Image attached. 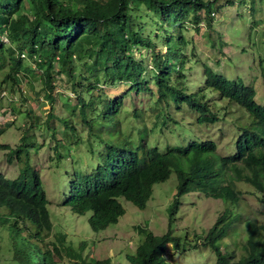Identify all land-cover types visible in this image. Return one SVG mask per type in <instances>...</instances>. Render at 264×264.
<instances>
[{"label": "trees", "instance_id": "obj_1", "mask_svg": "<svg viewBox=\"0 0 264 264\" xmlns=\"http://www.w3.org/2000/svg\"><path fill=\"white\" fill-rule=\"evenodd\" d=\"M211 2L217 0H0V71L4 70L1 81L9 82L17 95L25 96L21 93V77L31 72L32 66L38 69L40 89L29 86L34 94L43 93L50 102L45 118L54 117L52 103L56 89L75 94L76 102L63 94L70 101L69 114L64 117L55 114L57 122L64 123L63 132L78 133V125L84 132L82 138L94 135L100 142L92 155L98 157L97 165L90 171L71 174L65 205L78 214L90 210L89 226L98 231L116 223L125 212L120 197L144 208L153 184L175 173V193L167 206V230L156 234L148 226L139 225L143 238L133 251L125 253L127 264H176L167 255L180 248L183 241L171 230L182 194L199 190L237 208L243 192L236 183L244 181L264 195V104L257 101L255 86L242 78H229L205 62L201 64L202 83L191 89L187 80L192 66L182 57L180 46L185 43L182 29L189 25L197 27L201 21L210 27L216 16ZM250 2L252 11H256V0ZM258 9L264 11V7ZM160 28L166 46L162 53L155 50ZM3 32L6 42L1 38ZM142 47L150 49L153 89L145 77L148 63L135 53ZM80 65L85 70L78 69ZM118 81L128 83V89L135 93L149 91L163 122L167 119L177 122L170 107L191 110L192 120L200 123L218 120L213 108L218 100L209 99L208 90L212 91L210 94L217 93L220 102L225 100L224 106L243 107L252 120L237 124L235 151L229 154L217 152V144L210 138L172 143L164 149L135 145L119 126L122 95L100 105L87 100L97 85ZM17 95L10 100H17ZM76 106L82 119L79 123L73 117ZM26 113L31 120L24 123L19 142L15 146L0 143L6 160L19 162L15 177L0 172V208L4 207L0 212V229L8 231L13 261L57 264L62 249L68 248L77 264H118L110 256H82L84 243L76 251L66 242L62 231H55V239L45 250L30 242L31 237L42 241L52 223L43 181L30 161L29 138L33 135L30 131L37 121L34 115ZM47 126L52 133L57 130L56 123ZM73 136L74 142L81 141V136ZM58 147L59 140L54 145L55 149ZM233 210L229 206L223 209L204 232L194 231L190 235L188 232L191 237L185 238L184 244L197 246L199 241L209 246L215 253L216 264H264V222ZM237 220L243 221L245 229L238 253L226 241L228 232L237 230L234 227ZM28 223L34 226L33 230ZM1 245L0 233V257Z\"/></svg>", "mask_w": 264, "mask_h": 264}, {"label": "rangeland", "instance_id": "obj_2", "mask_svg": "<svg viewBox=\"0 0 264 264\" xmlns=\"http://www.w3.org/2000/svg\"><path fill=\"white\" fill-rule=\"evenodd\" d=\"M261 7H264V0H256V11H252L250 0H217L216 3L211 2V8L216 10V16L210 27L201 21L197 27L189 25L182 29L185 43L180 48L182 57L192 66L187 73L191 89H195L202 83L201 64L205 62L229 78H242L244 82L253 84L256 88L257 101L264 104V11L258 9ZM254 22L259 24L254 26ZM161 34L160 28L158 36L160 39L156 41L155 47L158 53L166 50ZM1 38L7 41L5 32ZM135 53L141 60L148 63L145 77L150 87L155 88L150 68V49L142 47ZM24 62L28 63L26 57ZM32 68L28 75L21 77L23 83L21 93L25 96L17 95V90L11 88L9 82H2L4 70L0 71V129H3L0 131V143L15 146L19 142L24 123L31 120L27 111L30 115H34L37 121L30 131L33 134L29 138L32 142L29 147L30 161L43 181L49 200L47 208L52 229L44 234L42 241H36L31 237L30 242H35L41 250H45L50 248L49 242L55 239V231H62L66 234V242L76 251H79V245L84 243L82 256L86 258L110 256L118 264H127L125 253L133 251L143 238V234L138 230L139 225L148 226L156 234L167 230V206L175 193V173L172 172L167 179L153 184L152 194L144 208H139L131 201L120 197L119 200L125 209L123 215L116 223H111L104 229L92 230L88 223L91 211L87 210L83 214L75 213L63 201L69 191L71 174L74 171H90L97 165L99 159L92 155L100 142L94 135L82 138L84 132L78 125V133L72 134L81 136V141L74 142V136L70 132H63L64 123L57 122L56 115L64 117L69 114L70 101L63 94L69 95V99L76 102L75 94L70 95L67 91L56 89L55 100L52 103L54 117L50 120L45 118L50 102L43 93L34 94L29 86L31 84L33 89L37 90L42 84L38 69L35 70L33 66ZM78 69L85 70L83 65H80ZM211 92L207 91V97L218 100L213 108L216 109L219 119L215 122L201 123L196 119L192 120L191 110L185 107L177 109L174 106V109L170 107L169 110L177 122L169 119L163 122L161 112L157 113L154 108L153 95L149 91L135 93L128 89L126 82L118 81L107 85L101 83L87 95V100L90 99L89 101L95 104L99 102L100 105L116 95H122L123 104L118 112L119 126L135 145L142 143L164 149L172 143L210 138L216 142L217 152L220 154L233 153L238 133L237 124H243L244 121H248L249 118L252 120V118L241 106H224L226 101L220 102L215 95L217 93L210 94ZM14 94L18 99L10 100ZM75 113L74 119L78 123L82 122L78 106L75 107ZM178 120H182V123ZM191 120L192 123H190ZM49 123L57 124V130L54 133L47 126ZM57 140H59V147L55 149ZM0 172L10 178L15 177L19 172V162L16 159L7 161L5 149H0ZM236 185L243 192L237 208L229 201L205 196L199 190H192L180 196V205L171 223V230L183 241L180 248L173 249L172 254L167 255L168 259L176 264H216L215 253L209 246H203L199 241L197 246H191L184 244V240L190 239L191 236H187L188 232L190 235L194 231L207 230L227 206L234 207L233 212L240 211L244 216L248 215L258 222H264V201L260 199L263 194L257 193L247 182L238 181ZM3 210L4 207L0 208V212ZM29 226L32 230L34 229L31 224ZM234 227L237 230L231 229L226 241H229L231 247L236 248L238 253L241 250L239 243L245 232L243 221L237 220ZM0 233L2 244L0 264H16L12 259L8 231L0 229ZM67 250L68 248L62 249V258L57 264H77L74 256Z\"/></svg>", "mask_w": 264, "mask_h": 264}]
</instances>
